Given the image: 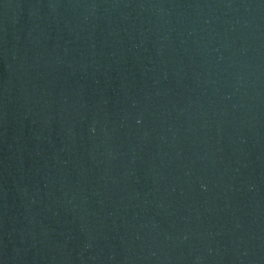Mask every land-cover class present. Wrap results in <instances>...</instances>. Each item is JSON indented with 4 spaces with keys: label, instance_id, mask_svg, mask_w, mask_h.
<instances>
[{
    "label": "water",
    "instance_id": "obj_1",
    "mask_svg": "<svg viewBox=\"0 0 264 264\" xmlns=\"http://www.w3.org/2000/svg\"><path fill=\"white\" fill-rule=\"evenodd\" d=\"M0 264H264V0H0Z\"/></svg>",
    "mask_w": 264,
    "mask_h": 264
}]
</instances>
